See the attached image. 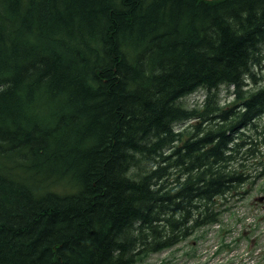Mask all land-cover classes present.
Returning <instances> with one entry per match:
<instances>
[{"label":"trees","instance_id":"1","mask_svg":"<svg viewBox=\"0 0 264 264\" xmlns=\"http://www.w3.org/2000/svg\"><path fill=\"white\" fill-rule=\"evenodd\" d=\"M263 63L264 0H0V264H133L220 223L264 164Z\"/></svg>","mask_w":264,"mask_h":264},{"label":"rangeland","instance_id":"2","mask_svg":"<svg viewBox=\"0 0 264 264\" xmlns=\"http://www.w3.org/2000/svg\"><path fill=\"white\" fill-rule=\"evenodd\" d=\"M257 74L263 78L259 84L264 81V65L257 68ZM232 90L226 84L220 86L221 103L232 102ZM204 94L202 88L197 89L188 93L184 102L200 104ZM188 122L177 127L184 130ZM258 156H249L246 161L254 174L246 185L248 192L225 197L220 223L202 226L174 245L144 254L133 264H264V164L255 163L260 161Z\"/></svg>","mask_w":264,"mask_h":264},{"label":"bare ground","instance_id":"3","mask_svg":"<svg viewBox=\"0 0 264 264\" xmlns=\"http://www.w3.org/2000/svg\"><path fill=\"white\" fill-rule=\"evenodd\" d=\"M195 122V121H194Z\"/></svg>","mask_w":264,"mask_h":264}]
</instances>
